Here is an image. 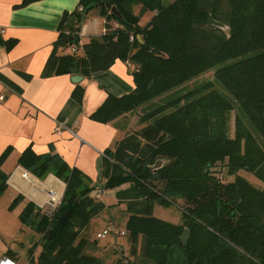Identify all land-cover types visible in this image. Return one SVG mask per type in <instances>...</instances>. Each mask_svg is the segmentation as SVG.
Returning a JSON list of instances; mask_svg holds the SVG:
<instances>
[{"label": "trees", "instance_id": "1", "mask_svg": "<svg viewBox=\"0 0 264 264\" xmlns=\"http://www.w3.org/2000/svg\"><path fill=\"white\" fill-rule=\"evenodd\" d=\"M90 3L105 32L79 45ZM77 8L82 12L63 16L41 77L89 78L116 60L132 67V93L108 96L90 115L106 124L136 111L142 126L105 150L98 189L116 190L128 213L124 228L111 234L122 232L129 243L134 259L121 258L123 264H264V188L239 175L264 185V0H79ZM145 14L151 18L143 26ZM209 17L225 28L209 26ZM83 93L75 84L71 98L81 103ZM9 150L1 153L0 167ZM39 160L27 148L18 162L40 175L47 163L36 167ZM56 170L66 190L52 218L31 203L19 215L40 235L26 263L104 264L87 253L95 242L81 232L105 205L76 170ZM222 170L232 181L218 177ZM6 181L0 168V196ZM155 205L178 212L180 222L154 217Z\"/></svg>", "mask_w": 264, "mask_h": 264}, {"label": "crops", "instance_id": "2", "mask_svg": "<svg viewBox=\"0 0 264 264\" xmlns=\"http://www.w3.org/2000/svg\"><path fill=\"white\" fill-rule=\"evenodd\" d=\"M22 1L0 0V155L10 149L0 167L7 176L0 220L16 229L23 227L19 215L28 203L40 210L61 201L66 184L57 175L58 166L76 170L96 191L102 188L103 153L129 132L130 124L124 119L127 114L106 124L92 121L90 115L108 96L119 98L135 87L131 69L120 60L105 71L82 77L81 103L71 98L75 87L71 76L41 77L61 20L77 11L79 0H35L27 5ZM89 13L79 26V45L105 32L99 12L93 20L87 19ZM27 148L40 157L36 167L47 163L40 175L35 167L18 162ZM114 191L102 193L107 198ZM2 256L20 264L19 255L10 248Z\"/></svg>", "mask_w": 264, "mask_h": 264}, {"label": "rangeland", "instance_id": "3", "mask_svg": "<svg viewBox=\"0 0 264 264\" xmlns=\"http://www.w3.org/2000/svg\"><path fill=\"white\" fill-rule=\"evenodd\" d=\"M172 1L173 0H162V3L163 5H167ZM89 12L91 13L88 14L87 19L93 20V17L96 16L99 10L97 8H94ZM97 18H102V16ZM150 18H151L150 14H145L140 19V24L143 26L146 25L150 20ZM210 77L211 74L201 76L196 80L195 83L192 82L189 86L203 82L209 79ZM146 106L140 108L139 112L145 113L144 109H146ZM135 112L133 113L132 111L130 113H127L126 116H124L125 114L122 115L124 116V119L127 120L128 124H130L129 132H133L134 130H139L142 127L138 123V116L135 114ZM122 116L120 117L122 118ZM221 172L222 173H220L218 177L224 179L226 182L232 181L233 179L232 177L225 178L226 174L224 170H222ZM239 175L245 178L249 183H251L256 188L259 189L264 188V185L259 181H257L252 175L246 172H240ZM126 187L127 186L125 185L119 189H124ZM109 195L106 198L107 196L106 193H102L99 199L94 198L95 200L102 202L105 205L104 206L105 209H103L99 215L95 216L90 220L88 226L85 228V230L81 232V234L84 235V238L87 239L89 244L95 242L90 245L89 250L87 252L88 254L101 259L104 262V264H123L124 260H121V258L122 259L127 258L128 260L134 259L132 256H130L131 254H129L130 246L127 239L123 237L120 238L121 237L120 235L119 236L115 235L114 237L110 235L108 238H105L103 240L95 239V235L97 234V232L102 230L107 225H113L118 230H122L124 228V224L128 214L125 209V206L117 204V201L113 196L115 195V191L112 196ZM153 216L173 224H177L180 222V215L178 212L172 210L171 208L163 209L158 205L154 206ZM0 230H1L0 257L2 256V253H4L8 248H10L12 251L16 252L19 255V263L20 264L25 263L28 258L29 247H33L34 245H36V247L38 246L40 235L31 228H28L26 226L21 227V229L13 228L10 225L4 223L2 220H0ZM118 249H121L125 255L123 253L121 255L117 254ZM135 259H137V257ZM137 264H139V261L137 262Z\"/></svg>", "mask_w": 264, "mask_h": 264}, {"label": "built area", "instance_id": "4", "mask_svg": "<svg viewBox=\"0 0 264 264\" xmlns=\"http://www.w3.org/2000/svg\"><path fill=\"white\" fill-rule=\"evenodd\" d=\"M78 12H82L81 8H77ZM70 52L74 53L76 51L75 47H70ZM129 66V68L131 67L129 64H127ZM132 68V67H131ZM134 70L136 71L137 69L134 68ZM61 129L60 125H57V127L55 128V132L58 133ZM72 135H74V133L71 132ZM23 176H26L25 174ZM95 198H100L102 195V192L100 190H97L93 193ZM60 204V202H51L45 206H42L40 209L43 212V214L45 216H47L48 218H52L53 213L55 212L56 208L58 207V205ZM117 228H115V226L113 225H107L105 226L102 230H100L99 232H97V234L95 235V239L97 240H103L105 238H108L111 234L117 233ZM123 233L121 232L120 235H122ZM0 264H16V262L10 258H7L5 256L0 257ZM28 264V263H26Z\"/></svg>", "mask_w": 264, "mask_h": 264}, {"label": "water", "instance_id": "5", "mask_svg": "<svg viewBox=\"0 0 264 264\" xmlns=\"http://www.w3.org/2000/svg\"><path fill=\"white\" fill-rule=\"evenodd\" d=\"M95 7H96V4L95 3H90L88 6H86V8H84L83 15H85L88 11L92 10ZM111 13H113L116 16H119V14L117 13V11L114 8L111 9ZM207 24L209 26H213V27H216V28H219V29H224L225 28L222 23H219L217 21H214L211 17L208 18ZM70 80H71L72 83L78 84V83L81 82L82 76H79V75L71 76V79ZM156 166H159V162L152 169H154ZM68 216H69V213L65 214L61 218V224L64 223V221L68 218ZM180 240H181L182 245L183 246H186L187 240H188V234H187V231L186 230H184L183 234L180 237Z\"/></svg>", "mask_w": 264, "mask_h": 264}, {"label": "bare ground", "instance_id": "6", "mask_svg": "<svg viewBox=\"0 0 264 264\" xmlns=\"http://www.w3.org/2000/svg\"><path fill=\"white\" fill-rule=\"evenodd\" d=\"M54 202V201H53Z\"/></svg>", "mask_w": 264, "mask_h": 264}]
</instances>
